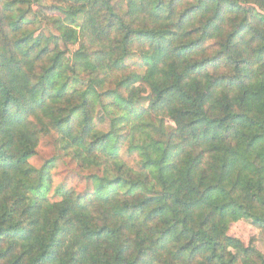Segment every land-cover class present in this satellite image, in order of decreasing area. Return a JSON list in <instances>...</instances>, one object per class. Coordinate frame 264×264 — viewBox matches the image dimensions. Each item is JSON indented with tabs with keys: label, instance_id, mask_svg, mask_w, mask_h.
<instances>
[{
	"label": "trees",
	"instance_id": "1",
	"mask_svg": "<svg viewBox=\"0 0 264 264\" xmlns=\"http://www.w3.org/2000/svg\"><path fill=\"white\" fill-rule=\"evenodd\" d=\"M229 92L264 111V0H0V261L148 264L135 229L159 223L163 264H264L229 235L246 220L264 239V125ZM52 133L89 191L51 196L56 160L31 165ZM123 148L142 179L120 174Z\"/></svg>",
	"mask_w": 264,
	"mask_h": 264
},
{
	"label": "rangeland",
	"instance_id": "2",
	"mask_svg": "<svg viewBox=\"0 0 264 264\" xmlns=\"http://www.w3.org/2000/svg\"><path fill=\"white\" fill-rule=\"evenodd\" d=\"M67 34L69 38V48L73 52L78 48L79 29L73 28ZM128 63L139 72L143 71V69L139 67L141 63L138 58L131 59ZM122 153L128 165L132 167L137 166V156L128 153L126 148H123L121 155ZM51 159L56 160V168L52 174L53 188L51 196L54 195L55 189L60 186L75 189L78 194H83L92 188V182L88 179L90 172L82 170L72 157L66 155L65 151L62 150L59 135L57 133H52L50 136L41 140L38 154L30 160V163L35 168L39 169ZM229 235L241 240L246 246H249L252 242H256V247L264 255V239L260 232L256 230L249 221L242 220L233 223L230 227ZM241 264H253L252 257L247 256L243 258Z\"/></svg>",
	"mask_w": 264,
	"mask_h": 264
},
{
	"label": "clouds",
	"instance_id": "3",
	"mask_svg": "<svg viewBox=\"0 0 264 264\" xmlns=\"http://www.w3.org/2000/svg\"><path fill=\"white\" fill-rule=\"evenodd\" d=\"M179 63V62H177ZM243 93H232L229 92L227 93V100L228 102H230L233 106V111H238V112H244L246 113V115L254 120H258L259 124L257 125V129L256 130H262L260 129V125H264V111H261L259 114L256 112L255 106L254 105H242L239 101V96L242 95ZM225 102V94L224 93H217V99L213 101V104H215L217 106V108H219L223 103ZM173 115H177L175 112L172 113ZM216 115H222L223 113L217 111L215 113ZM115 115H126L123 112H117L115 113ZM179 124V121H178ZM82 127V126H81ZM159 127V125H158ZM80 127L74 128L73 130V134L75 136H79L80 134ZM105 131H107L108 129L105 128ZM170 129V126H165L163 128H161V131L164 133H167ZM243 132L247 133L248 135L252 134V130L250 129H243ZM100 132L98 131L96 133V135H99ZM166 139V138H165ZM181 139H183V137H181ZM113 143H115V140H113ZM149 144L152 143V141H148ZM176 143H179V140L176 141ZM163 151V145H156L154 147L148 148L147 146H145V152H144V159H150V160H158L160 158V153ZM108 152H111V148L108 149ZM122 159H124L123 157V153H122ZM124 162L126 163V168L124 171H122L120 174H125L127 172V178L129 180H136L138 178L142 179V177L135 173V170H133L132 172H128V168H131V165L127 164L126 159L124 160ZM112 159L111 156L108 155L107 153L103 156L97 159L96 164L98 167H100L101 169L104 168H110L112 166ZM101 176L105 175L104 171H101L100 173ZM148 185L145 184V187H147ZM21 219H23L21 217ZM161 228L162 225H160L159 223L156 224H152V225H144V224H138L136 226V240L138 243H140L141 247L148 249L149 251V255L146 257V260L148 262V264H163V259L162 258H158V259H153V256L156 255L158 256L159 253V240L158 237L161 234ZM43 235V233H42ZM38 245L35 244V242H33V254L38 255L39 252L37 250ZM27 252L28 251V247L24 246L20 249L17 250L16 255H19L20 252ZM0 264H5V262L0 261Z\"/></svg>",
	"mask_w": 264,
	"mask_h": 264
}]
</instances>
